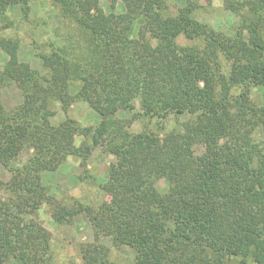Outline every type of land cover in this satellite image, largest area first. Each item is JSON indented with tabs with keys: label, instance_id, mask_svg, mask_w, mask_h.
I'll list each match as a JSON object with an SVG mask.
<instances>
[{
	"label": "trees",
	"instance_id": "trees-1",
	"mask_svg": "<svg viewBox=\"0 0 264 264\" xmlns=\"http://www.w3.org/2000/svg\"><path fill=\"white\" fill-rule=\"evenodd\" d=\"M51 1L85 38L70 32L53 41L57 66L44 63L48 73L41 80L47 86L35 88L36 98L65 104L64 93L56 89L71 75L69 80L82 82L77 99L88 101L102 118L90 128L72 118L47 126L48 110L30 105L29 100L9 113L0 105V161L13 174L6 184L0 182L9 195L0 201V264L10 259L16 264L54 263L48 231L26 214V207L37 209L44 203L62 204L65 211L53 214L59 223L78 210L87 213L96 231L104 227L117 245L126 243L136 249L134 264H189L183 258L195 264L202 254L212 258L203 238L215 231L220 214L226 213L232 218L226 247L205 264H264V147L250 145L243 131L244 119L254 111L250 88L264 85V37L259 26L252 27L248 40L244 30L237 29L230 42L200 24L190 7L169 14L164 0H129L122 22L130 27L136 15L148 18V30L140 29V40L119 26L96 34L85 20L86 0ZM31 2L0 0V15L11 4L21 3L27 16ZM242 3L264 22V0ZM203 35L208 37L204 50L177 41L180 36L200 39ZM0 46L7 51L18 49L17 42L2 36ZM225 65H231L230 73L222 71ZM216 68L221 70L216 73ZM214 77L221 84L220 92ZM199 81L205 86L199 87ZM136 98L141 99V115L150 122L170 114H189L194 119L178 137L161 140L126 132V120L118 112L136 109ZM234 104L239 127L231 116ZM260 112L263 120L264 108ZM236 130L234 144H209L210 132L231 137L230 131ZM76 134L90 141L75 145ZM198 142L206 145L204 157L193 152ZM27 143L36 153L17 166L14 156ZM100 143L116 158L103 184L113 195L111 204L95 208L71 199L69 209L50 199L40 181L42 163L53 155L82 156ZM161 177L170 182L163 194L155 186ZM233 178L236 185L230 184ZM238 200L245 202L237 204ZM87 246L82 252L89 264H118L108 259L104 245Z\"/></svg>",
	"mask_w": 264,
	"mask_h": 264
},
{
	"label": "rangeland",
	"instance_id": "rangeland-1",
	"mask_svg": "<svg viewBox=\"0 0 264 264\" xmlns=\"http://www.w3.org/2000/svg\"><path fill=\"white\" fill-rule=\"evenodd\" d=\"M86 1L89 13L85 15V20L96 34L103 33L110 27L119 26L120 31L127 30L133 37L142 40L140 29L148 30V18L145 14L136 15L130 27L122 22L123 16L128 11L129 0ZM242 2L243 0H164L163 7L169 14H175L181 8L190 7L193 16L200 24L214 30L218 35L221 34L220 36H223L226 41H234L237 29H243L244 38L248 40L250 34L254 33V29H252L254 25L259 26L258 31L264 37V22L257 20L256 14L249 8L250 5L244 4V6ZM79 30L81 29L69 18L64 17L61 7L51 0H32L27 16L23 13L21 3L11 4L8 10L0 15V36L18 43L16 51H7L0 46V105L5 112H14L29 100L30 105L42 106L48 110L45 116L47 126H56L68 118L77 120L84 128L94 127L99 122L102 115L92 108L88 101L77 99L76 93L82 86V82L75 79L69 80L71 75L57 89L52 84L53 92L56 89V91L64 93L65 104L61 101L52 103L50 98L45 100L44 97L40 100L36 98L35 88L42 89L43 86H47L46 82L41 80V77L48 73L44 63L57 66L58 58L53 53V41L61 39L62 36L70 32L76 34L79 32V35L85 38ZM207 40L208 37L204 35L200 39H188L184 36L177 39L181 45H196L201 50L208 48ZM148 41L150 44V39ZM152 45H156L154 39ZM180 52L183 51L180 50ZM223 68V72L230 73L231 65H225ZM219 70L221 68L214 69L216 73ZM215 78L217 79V77H214L213 83H217L216 90L220 92L221 84L216 82ZM66 84L69 85L68 89L65 88ZM198 86L204 87L205 84L199 81ZM249 95L254 111H249L244 119L243 131L246 133L250 145L264 147V119L262 120L263 116L260 112L264 108V85L251 86ZM140 100V98H136L134 101L136 109H121L118 112L119 118L126 120V132L148 134L147 138L158 137L161 140L169 138L171 135L178 137L184 132L185 125L194 119L189 114H170L167 118L153 119L150 122L149 117L141 115L143 109ZM237 112L234 104L231 116L239 127V122L236 120L238 119ZM234 122L232 126L236 127ZM230 133L231 137L210 132L209 144H234L233 139L237 136L238 131L236 130L235 133L230 131ZM74 138L75 145H80L84 140L87 142L89 139L82 134H76ZM156 147L158 146L156 145ZM193 152L204 157L207 153L206 145L198 142L193 147ZM35 153L36 149L33 145L25 144L14 156V164L21 166L28 163L33 159ZM115 161L116 158L106 150L103 143L94 146L82 156L53 155L42 163V169L39 172L40 181L47 187L48 197L56 203L61 202L70 207L73 205L71 199H77L95 208L107 206L111 204L113 195L103 189V184L107 183L111 164ZM12 178V172L0 161V182L6 184ZM230 182V184L236 185L235 178L230 179ZM155 186L163 194L169 190L170 182L165 177H161L156 179ZM8 197V192L0 185V201ZM244 202L238 200L237 204ZM26 208L27 217L44 227L50 235L53 264H89V258L84 257L82 249L88 248L87 245L90 244L104 245L109 250L107 252L109 260L118 264H134L136 249L126 243L117 245L111 232L104 227L96 231L91 218L84 211L78 210L74 212V216L67 217L59 223L53 214L57 210L65 211L62 204L57 207L44 203L37 209L31 206ZM223 208H220L221 212L225 211L222 210ZM240 214L238 213V215ZM231 223L232 218L230 220L226 213L220 214L215 231L203 238L207 252L213 253V257L208 258L205 255L206 258H203L202 254L201 258L195 260V264H205L206 260L212 261L218 258V250L226 247V238L232 229ZM184 259L188 260L189 264H194L189 261V258ZM6 264H16V261L10 259Z\"/></svg>",
	"mask_w": 264,
	"mask_h": 264
}]
</instances>
